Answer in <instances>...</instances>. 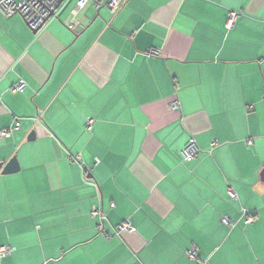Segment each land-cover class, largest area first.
Segmentation results:
<instances>
[{"label": "crops", "instance_id": "1", "mask_svg": "<svg viewBox=\"0 0 264 264\" xmlns=\"http://www.w3.org/2000/svg\"><path fill=\"white\" fill-rule=\"evenodd\" d=\"M80 20L36 34L0 11V131L21 127L0 139L1 264H264V0L90 4Z\"/></svg>", "mask_w": 264, "mask_h": 264}, {"label": "built area", "instance_id": "2", "mask_svg": "<svg viewBox=\"0 0 264 264\" xmlns=\"http://www.w3.org/2000/svg\"><path fill=\"white\" fill-rule=\"evenodd\" d=\"M63 1L61 7L59 3ZM76 2L74 7L71 9L68 14V21L66 27L68 30L74 34H79L84 26L80 20L81 14L87 9L90 4H93L96 9L101 7L108 8L113 14L120 12L130 0H0V11L7 18L13 15H21L25 20L28 27L35 32H40L47 22L53 18H60V13L65 6L68 7ZM68 9V8H67ZM241 13L231 12L226 24V30L229 32L234 29L238 19L240 18ZM148 56H160L161 52L158 49H149L147 51ZM27 87L25 80H21L14 86H12L11 91L13 93H23ZM180 103L178 101L174 102L170 106V110L176 111L179 110ZM94 118L87 119V130L91 131L94 125ZM21 129L18 123H15L13 126L3 129L0 131V139L5 140L11 138L16 131ZM251 143V142H249ZM218 142L215 140L212 146H216ZM201 152V148L198 146L196 140L192 139L184 150H182L181 155L184 162H190L198 158ZM80 158V156L78 157ZM229 196L232 200L238 198L236 192L229 188ZM114 207V205L112 206ZM91 217L93 220H98V229L104 235L105 238L109 239L111 235L105 231L104 228V219L106 215L103 213L102 209L93 205L91 209ZM222 222L226 225H232V222L229 218L223 217ZM253 222L252 216H249L245 223L251 224ZM123 232H135V227L125 221L118 229L117 234ZM14 252V248L6 246L0 248V264L1 261L10 256ZM198 250L195 248L189 251L188 256L192 259L197 258Z\"/></svg>", "mask_w": 264, "mask_h": 264}, {"label": "water", "instance_id": "3", "mask_svg": "<svg viewBox=\"0 0 264 264\" xmlns=\"http://www.w3.org/2000/svg\"><path fill=\"white\" fill-rule=\"evenodd\" d=\"M62 3H63V1H61L60 3H59V7H61V5H62ZM67 8H68V5L67 6H65L64 8H63V10L61 11V13H60V15L62 16L65 12H66V10H67ZM28 26V25H27ZM34 33H38V32H35V31H33ZM34 139V136H33V134L28 138V140L29 141H32ZM2 168V166L0 165V169ZM19 170H20V166H19V162H18V160H17V158L15 157V158H13L10 162H9V164H7V166H5V168L3 169V174H14V173H17V172H19ZM263 178H264V171H263Z\"/></svg>", "mask_w": 264, "mask_h": 264}, {"label": "rangeland", "instance_id": "4", "mask_svg": "<svg viewBox=\"0 0 264 264\" xmlns=\"http://www.w3.org/2000/svg\"><path fill=\"white\" fill-rule=\"evenodd\" d=\"M75 1L68 7V9L66 10V12L64 13V16H67L69 13H70V11H71V9L74 7V5H75Z\"/></svg>", "mask_w": 264, "mask_h": 264}]
</instances>
